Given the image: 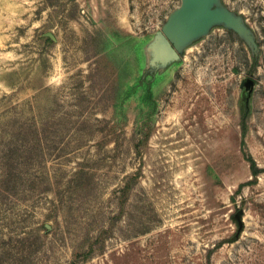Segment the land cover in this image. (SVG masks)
Masks as SVG:
<instances>
[{
  "label": "rangeland",
  "instance_id": "1",
  "mask_svg": "<svg viewBox=\"0 0 264 264\" xmlns=\"http://www.w3.org/2000/svg\"><path fill=\"white\" fill-rule=\"evenodd\" d=\"M180 2L0 0V175L19 148L23 176L0 180V264H264V172L246 158L264 169V0H222L255 65L215 27L147 103L135 45Z\"/></svg>",
  "mask_w": 264,
  "mask_h": 264
},
{
  "label": "water",
  "instance_id": "2",
  "mask_svg": "<svg viewBox=\"0 0 264 264\" xmlns=\"http://www.w3.org/2000/svg\"><path fill=\"white\" fill-rule=\"evenodd\" d=\"M219 26L235 32L258 57L260 48L253 30L242 15L230 10L222 0H181L160 30L135 45L140 78L145 79L143 86L168 76L180 64L186 47ZM47 35L54 39L51 33Z\"/></svg>",
  "mask_w": 264,
  "mask_h": 264
},
{
  "label": "trees",
  "instance_id": "3",
  "mask_svg": "<svg viewBox=\"0 0 264 264\" xmlns=\"http://www.w3.org/2000/svg\"><path fill=\"white\" fill-rule=\"evenodd\" d=\"M253 60H254V65L255 63H257V58L253 55ZM245 131H246V128H245V125L243 124V134H245ZM16 137H18V134H16ZM10 147V146H9ZM30 148H33V149H36L37 147L35 146V143L34 144H31L30 145ZM19 149V148H18ZM18 149H9V151L6 153L5 157L3 158L4 159V163L2 164V167H3V171L0 175V180L1 182H5L6 184H12L13 182V179H16V180H23V176L22 175H18V173L16 172L15 168L12 166L14 165V163L12 164V158L14 157V153H17ZM32 149V150H33ZM37 152V151H36ZM247 160L249 161L250 163V169H251V172H252V175L254 177V183L257 181V177L259 176L260 173L264 172V169L262 168H259L256 161L252 158V156L250 155H247L246 156ZM27 161V160H26ZM37 179H32V178H27L26 181L24 182H21V183H26L28 182V186L27 188L29 189H33V187H35L36 185L34 184L36 182ZM22 184H19V183H13V186L14 187H17V186H20ZM130 185H128L126 187V189L124 190V193H127L129 192L128 190H130ZM20 192H13L11 194L13 195H19ZM4 194H9V193H5ZM2 194V195H4ZM10 194V195H11ZM28 194L30 193H26V189H24L22 191V194L19 195L20 198H25L28 196ZM125 196L127 194H124ZM239 215H235L234 217V220L236 221L237 223V226H238V231L241 232L242 230V221H241V215H240V212L238 213Z\"/></svg>",
  "mask_w": 264,
  "mask_h": 264
},
{
  "label": "flooded vegetation",
  "instance_id": "4",
  "mask_svg": "<svg viewBox=\"0 0 264 264\" xmlns=\"http://www.w3.org/2000/svg\"><path fill=\"white\" fill-rule=\"evenodd\" d=\"M145 79L144 78H139V84L138 85H143V81ZM151 84L147 83L145 84L144 88H145V93L143 95V100L147 103H151L152 102V90H151ZM153 103V102H152Z\"/></svg>",
  "mask_w": 264,
  "mask_h": 264
}]
</instances>
